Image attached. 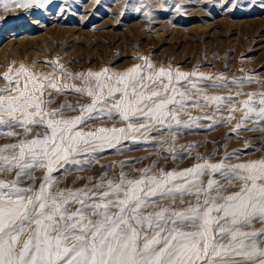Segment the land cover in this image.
Masks as SVG:
<instances>
[{"label": "snow or ice", "instance_id": "1", "mask_svg": "<svg viewBox=\"0 0 264 264\" xmlns=\"http://www.w3.org/2000/svg\"><path fill=\"white\" fill-rule=\"evenodd\" d=\"M52 2L0 0L6 11L10 4L29 9ZM5 79L0 140L11 142L0 144V264H264V157L243 161L228 153L209 163L198 156L204 162L183 171L155 162L125 171L122 161L119 171L109 165L97 177L77 176L60 187L91 168L95 154L127 140L151 141L153 131L172 134L168 147H158L174 154L175 132L208 126L199 121L213 120L222 108L242 114L233 131L264 124V93L210 95L207 89L227 87L228 79L156 69L147 59L119 74L63 72L59 83L23 68ZM240 95L246 98L237 101ZM205 107L213 113L188 111ZM104 119L124 126L89 127ZM37 170L44 173L38 187ZM79 180L85 183L75 187Z\"/></svg>", "mask_w": 264, "mask_h": 264}, {"label": "rangeland", "instance_id": "2", "mask_svg": "<svg viewBox=\"0 0 264 264\" xmlns=\"http://www.w3.org/2000/svg\"><path fill=\"white\" fill-rule=\"evenodd\" d=\"M145 59L156 69L226 77L228 86L207 89L210 95L264 93V0H53L42 8L23 9L10 4L7 11L0 4V89L9 86L5 75L15 77L21 68L59 83L63 72L83 75L108 69L109 73L119 74L143 65ZM232 80L242 83L232 84ZM20 83H24L23 76ZM245 98L235 97L237 101ZM63 99L60 96L57 103ZM68 99L75 102L73 96ZM79 102L84 104L87 100ZM234 106L242 107L239 103ZM188 111L192 116L211 115L213 108ZM241 117L239 111L230 113L222 108L213 120L199 121L208 126L175 132L174 154L158 147L161 142L165 148L172 143L167 129L163 135L151 132L153 139L148 142L123 141L115 149L95 154L91 168L74 172L60 187L71 184L77 176L97 177L109 165L119 171L122 161L127 162L125 171L153 162L156 168L183 171L197 162L203 163L198 156L209 163L224 159L228 153H235L243 161L264 157V124L248 122L247 127L233 131ZM187 119L188 116L182 117ZM102 123L108 127L124 126L118 120L104 119L90 122L89 127ZM9 142L0 140V144ZM190 145L193 147L189 154ZM232 160L237 162L235 156ZM43 175L40 170L35 172L36 187ZM209 178L206 175L202 180ZM84 183L79 180L75 187ZM189 199L192 198L185 197ZM254 227L258 229L260 225Z\"/></svg>", "mask_w": 264, "mask_h": 264}]
</instances>
